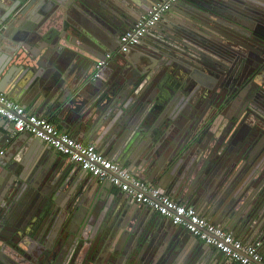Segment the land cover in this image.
<instances>
[{"label": "water", "instance_id": "obj_1", "mask_svg": "<svg viewBox=\"0 0 264 264\" xmlns=\"http://www.w3.org/2000/svg\"><path fill=\"white\" fill-rule=\"evenodd\" d=\"M162 1L0 0V90L10 85L21 89L32 98L35 113L52 115L67 133L71 119L79 137L84 140L85 131L106 157L180 201L206 207L211 223H227L226 229L234 231L232 204L264 187V177L254 179L256 170L263 169L251 167L247 153L240 158L229 150L204 155L202 146L218 133L219 118L218 110L211 104L204 108L199 99L202 90L217 84L206 70L225 69V55L240 42L231 27L264 42V0H182L168 17L180 11L183 23L162 32L155 27L146 35L157 41V51L144 42L118 53L121 35ZM108 54L113 59L94 78ZM156 66L164 68L165 77L151 78V83L148 70ZM7 124L0 118V152L8 150L5 158L0 154V242L7 241L5 236L20 247L37 243L36 254L28 249L34 264L60 258L56 232L63 227L74 235L73 218L82 219L79 226L93 235L80 236L89 246L65 257L71 264L221 262L222 255L184 228L115 193L109 182L78 166L70 169L40 140L11 138ZM234 169L238 190L228 188L230 178L223 177ZM201 190L207 198L200 204L195 197ZM61 213L66 216L62 224ZM106 215L103 231L105 224L99 222ZM258 218L256 239L264 248V201ZM0 250V264H23L7 260Z\"/></svg>", "mask_w": 264, "mask_h": 264}, {"label": "built area", "instance_id": "obj_2", "mask_svg": "<svg viewBox=\"0 0 264 264\" xmlns=\"http://www.w3.org/2000/svg\"><path fill=\"white\" fill-rule=\"evenodd\" d=\"M179 0H163L153 6L131 28L125 31L119 40L121 54H127L139 45L151 29L155 28L162 17ZM113 59L112 54L100 61L94 78ZM0 118L12 125L14 136L30 135L66 157L83 171L109 182L120 190L132 202L148 207L174 226L184 228L189 234L204 244L214 248L236 264H264L261 252L263 242L246 244L232 233L210 223L198 212L170 197L160 188L153 187L118 163L104 158L95 145H86L64 133L52 121L45 117L29 114L19 103L0 91ZM4 154V151L0 152Z\"/></svg>", "mask_w": 264, "mask_h": 264}, {"label": "flooded vegetation", "instance_id": "obj_3", "mask_svg": "<svg viewBox=\"0 0 264 264\" xmlns=\"http://www.w3.org/2000/svg\"><path fill=\"white\" fill-rule=\"evenodd\" d=\"M181 2L182 0H179L175 4V7ZM230 29L240 42L238 41L232 48L229 46L231 51L224 58V63H226V66H224L225 69L222 68V71L216 70L213 74L209 72L211 69L206 70V77L211 80H216L217 86L213 84L211 90L207 88L204 89L205 91L202 90L199 99L204 108L211 104V109L218 110L216 118H219L218 133L213 134L210 142L202 146V152L207 158L211 155L219 156L225 150H229L231 154L238 158L243 157L240 154L247 153L246 156L250 159L251 167L258 165L264 171V42L260 43L257 40L245 37L243 31L236 27H231ZM143 40L141 43H144ZM241 44H243V47L240 46ZM118 45L120 48V44ZM156 46L152 47L154 51H157ZM117 52L120 53L119 49ZM158 54L159 52L156 53V55ZM201 77H203L202 74ZM199 85L203 86L202 84ZM186 87L190 90L189 85ZM183 89L184 86H182ZM223 177L226 178V174ZM254 179L259 181V178L256 176ZM65 219L66 216L61 213V224L65 222ZM107 219L108 217L106 215L99 222L105 224L103 231L107 229L105 222ZM80 223H82V219L73 218L72 228L74 235L72 236L69 235L71 234L69 233L71 229L69 232H66L63 230V227L58 228L56 232L58 245L56 252L58 253L57 258L58 256L60 258L54 259L52 264H71L72 261H68L65 257L73 256V253L81 249L82 245L89 246V244L82 243L80 236L91 238L93 234L86 232L85 229L87 228L85 226H79ZM122 228L126 233L134 231L132 228ZM4 239L7 241L0 242V248H2L3 252L2 256H5L4 258L7 257V260L15 262L20 261L23 264H34L32 262L33 260L30 261L28 259V254L31 257L28 249L36 254L39 252L38 247L40 245L36 247L35 245H38L37 243H33L34 245L30 243L27 247H20L17 242L12 241L13 238L4 236ZM96 239L93 236L92 240ZM10 245L16 246L15 249L10 248ZM41 250L44 252L43 249ZM46 254H49V252ZM34 258L38 259V256ZM85 262L86 260L80 261L79 263ZM85 264L91 263L86 262Z\"/></svg>", "mask_w": 264, "mask_h": 264}, {"label": "crops", "instance_id": "obj_4", "mask_svg": "<svg viewBox=\"0 0 264 264\" xmlns=\"http://www.w3.org/2000/svg\"><path fill=\"white\" fill-rule=\"evenodd\" d=\"M171 12H172V10L164 15L166 19L162 18V20L158 22V25L156 26L158 28H156V29H158L159 32H162L163 29H171L174 26V24H177L178 22L183 23V21H184L183 19L184 18H183V15L180 13V11L179 12H175V14L173 13L172 17H168V14L171 13ZM159 27H160V29H159ZM143 41L146 42L149 45L150 48H152L155 45H157L156 44L157 41L154 38H151V37H146V39H144ZM151 57H153V55H151ZM140 65H145V64L141 63ZM137 70L140 71V68L134 69V71H137ZM148 73H152V75L150 77V81L152 83V81L153 80L156 81V79L158 77H160V78L163 77L162 74L164 73V68L156 66L155 68H150L148 70ZM164 77H165V75H164ZM33 91L34 90L32 88H30L28 94L32 95ZM1 92L6 94L9 98L14 100L15 102L19 103L24 109H26V111L29 114L39 116L37 113H35V111H33L32 107H31V103L29 102L32 98H30V96L27 97L26 94H24V92L21 91V89H17L16 90L13 87V85H10V86H8L6 91H1ZM45 118H47L50 121H52L64 133H67L66 129L62 128V125H61L62 122L60 120L54 119L52 117V115H48ZM66 125H68L69 128H70V131L67 134H69L73 139H75V140H77L79 142H82V143H84L86 145H95L97 147L98 152L104 158H106V159H108V160H110V161H112L114 163H118V162L114 161L113 159H109L108 157H106L104 155L103 151L101 150L102 148H100L99 145L95 144V142L93 141V139L90 136L88 137L87 135H85V133H86L85 131H84V133H82V134H84L83 135L84 136L83 137L84 140H82L81 137H79V133L76 132V125H74V123H73V121L71 119L66 121ZM5 128L7 130H12L13 135L11 133L10 136H11V138H15L14 130L12 128V125L10 123H8L5 126ZM31 140H34V138H31ZM26 143H29V142L27 141ZM24 144L25 143L20 145V147L23 146ZM2 150L6 151L7 148H4ZM5 154L3 155L4 158H5ZM59 156L63 158L64 162H66L67 165L71 166L70 169L73 168V167H77L76 165L72 164L66 157H64V156H62L60 154H59ZM118 164L120 165V163H118ZM256 166L259 167L258 165H256ZM123 168L126 169L128 172H130L129 169H128L129 167L125 166ZM235 169H234V171H231V170L228 171L227 174H226V178H230V181H229L230 184H228L229 185L228 188L234 187V188H236L238 190L239 186L237 185V183H238L237 182V171H235ZM255 176L257 178H263L264 177V171L263 170H256ZM148 184H150L153 187H157L158 188V186L156 184H151V183H148ZM256 184H258V183H256ZM120 192H121L120 190L115 188V193H120ZM168 195L170 197H172L173 199H175L176 201H178L180 204H183V205H186L188 207L194 208L201 217L205 218L206 220H208L211 223V221L208 218V213H207V208L206 207H198V205L197 206L196 205H191L190 206V205L180 201V199H177V197H174L171 194H168ZM206 198L207 197L205 196V192L203 190H201V196L195 197V200L201 204V200L206 201ZM237 200L238 201L236 203L232 204L231 211H230V213L234 215V217L236 219V222H237L236 224L233 223L231 225V228H233L234 231H230V230L226 229L227 223H223L222 225H217V224H214V223H212V224L217 225V226L225 229L226 231L232 233L237 239L241 240L242 242H244L246 244H254V243L258 242V241H261L259 239H256V234H257V230H258L257 227L259 226V223H262V222H260L261 219L258 218V215L261 213V209L263 207L264 187L258 188L255 191H251L250 194H249V197L244 202L239 197H238ZM256 204H257V209H256ZM157 216H159V215L157 214ZM162 219H164V218H162ZM164 220H166V219H164ZM256 220H258L259 223L255 224L254 222ZM201 243H203V242H201ZM212 251L216 254V256L222 255L221 253L216 251L214 248H212ZM261 252H262V254L264 256V248H262ZM222 256H223V258H222L221 262L220 263L217 262L216 264H236L235 262H232L228 257H226L224 255H222Z\"/></svg>", "mask_w": 264, "mask_h": 264}]
</instances>
